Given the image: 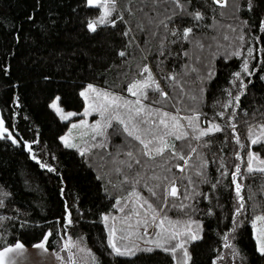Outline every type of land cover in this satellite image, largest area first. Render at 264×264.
<instances>
[{
  "label": "trees",
  "instance_id": "1",
  "mask_svg": "<svg viewBox=\"0 0 264 264\" xmlns=\"http://www.w3.org/2000/svg\"><path fill=\"white\" fill-rule=\"evenodd\" d=\"M179 3L183 8L173 0L156 5L151 0H117L109 17L115 24L89 32L87 22L99 18L101 7H88L86 0H0V115L18 138L15 144L0 138V248L16 241L32 245L47 235V247L57 252L80 238L95 253L97 264H178L181 251L176 259L159 248L135 256L112 254L102 216L114 213L117 201L133 191L132 184L122 183L125 175L113 171L114 159H127L116 153L128 151L129 138L114 121L107 130L108 147L91 148L82 156L85 141L98 144L105 138L92 141L91 134L83 148L66 147L60 136L68 121L50 107L51 99L59 96L65 109H82L79 93L88 84L128 93L130 84L146 79L142 69L147 66L169 99L154 103L161 101L160 95L146 89L143 103L175 116L168 123L171 128L178 122L180 127L171 128L177 134L188 132L184 140L166 138L188 165L169 161L172 170L167 175L169 182L175 177L178 195L169 196L167 204L163 189H157L159 199L142 185L136 190L163 207L170 220L181 222L180 230L184 222L200 221L201 238L186 245L189 264H264L251 225L255 215L264 214V173L245 168L250 147L264 155V140L251 144L264 132V0ZM196 13L202 18L195 19ZM186 28H192L188 40L183 39ZM245 60L251 74L241 71ZM236 72L241 73L239 79ZM197 114L194 126L207 130L215 124L221 131L196 140L199 131H193L185 117ZM191 148L197 151L190 154ZM236 165L242 173L236 179L245 210L234 218L238 201L231 173ZM123 172L128 174L127 169ZM167 186L171 191L172 185ZM226 235L238 253L235 258L226 254Z\"/></svg>",
  "mask_w": 264,
  "mask_h": 264
},
{
  "label": "snow or ice",
  "instance_id": "2",
  "mask_svg": "<svg viewBox=\"0 0 264 264\" xmlns=\"http://www.w3.org/2000/svg\"><path fill=\"white\" fill-rule=\"evenodd\" d=\"M153 5H156L162 0H151ZM177 7L183 8V5L179 3V0H173ZM217 3L223 4L225 0H215ZM117 0H86V6L88 7H102L103 12L101 16L96 20H89L87 22V29L89 32H95L99 25H104L108 23L115 24L114 20H109L112 12L116 10ZM250 6V5H249ZM202 18V14L196 13L195 19L199 20ZM151 22V21H149ZM261 26L264 27V21L261 22ZM192 28H186L183 32V39L188 40ZM127 35V33H125ZM173 35H177L176 32H173ZM227 39V37H225ZM240 40H243L244 37L241 35ZM202 47V45H201ZM249 51V56L251 55V49ZM120 56H124L125 52L121 51ZM232 55H239L238 52L232 53ZM241 71L251 74L248 69V61L245 60L241 66ZM142 73H147V77L143 81H136L133 84L129 85V93L136 97L134 101L128 100L124 97H120L109 93L105 90L97 89L95 86L89 84L87 88L79 93L81 97H84L86 107L83 112L84 116H88L91 112H99L102 117L101 121H97L92 125H88L86 121L82 120L79 124H72L69 133L60 139L64 141V144L68 148H76L78 145L72 143V130L77 128H90L91 129V140L95 141L97 137H104L105 139L100 143H89L85 141V146L81 150L80 154L82 156L86 155L91 148H107V130L113 126V121L118 125L117 130L122 131L126 137L129 138L127 147L128 151L122 152L118 151L116 156L123 154L127 157L126 160H113V164L117 165L113 171L118 174H124L125 180L122 183L132 184L133 191L129 193V197H135V200L129 201L128 198H123L122 200L117 201V205L123 203V207L119 208L120 212H125V209H128L126 215L122 218L123 222H128L132 217H136L135 224L127 223V227H122L119 229L123 235L117 237L116 233L118 231L115 223L110 227L107 222L109 219L115 221L117 217L109 216L107 214L102 216V220L105 222L106 227H109V239L108 244L112 250V254L115 256H135L140 252L151 253L155 249L159 248L165 252H169L173 255V258L176 259L178 251L182 252V259L178 261V264H189L191 261V255L186 247L187 244L194 242L201 237L197 234L199 227L197 225L196 231H193L192 225L196 224L195 221L184 222L183 230L181 229V222H173L169 219L167 215H164L163 207L155 205L150 199L144 198L140 192L136 190V185H142L150 194L151 197L159 199L157 189H163L164 197L163 203H168V197H176L178 195V189L175 185V177L169 182V177L167 173L171 172V167L169 166V161L171 159H179L184 161V166L188 165V159L185 158L179 151L176 150L175 144H169L167 142V137L175 136L176 140H184L188 137V132L184 131L181 134H177L171 128L180 127V125H170L168 120H176L175 116H171L170 113L162 111L160 108H153L151 106L145 105L144 100L147 99L146 89H150L153 92H157L161 101H155L154 103L167 102L169 99L168 93L162 91L159 87V84L156 82L150 69L145 66L142 69ZM241 73L236 72L234 76L239 79ZM169 79L175 80V77H169ZM264 79V78H262ZM155 85L154 87H152ZM241 87H245L241 83ZM135 89V90H134ZM193 99H195L193 97ZM234 99L239 102L240 96L234 97ZM60 97L57 96L50 107L54 109L62 120H67L69 117L76 115V113L69 112L65 114L63 109L58 105ZM227 107V106H225ZM121 109L124 110L123 114ZM219 115H223L220 113ZM188 120L190 127H193V131H199V135H196L194 138L200 140L201 137L209 136L213 132L221 131L219 125L212 124L207 130L199 129L198 125L194 126V122L199 119V115H193L190 117H185ZM231 119V117L229 118ZM233 131L235 132V125H231ZM261 128L264 129V125H261ZM87 133H85L86 135ZM249 136H252V129H249ZM0 138L11 139L12 143H17V141L11 136L8 129L4 126V121L0 120ZM261 140H264V132L257 138L251 139V144L256 145L261 143ZM136 141L139 144V147L132 143ZM236 142L239 144V137H236ZM26 147L30 146L26 145ZM171 150L170 155L168 150ZM196 148L190 149V154L195 153ZM237 159L240 158L239 153L236 154ZM35 159V157H33ZM258 161L260 165H264V160H259L258 156L251 151L248 153V167L247 171L252 173L253 171H258L264 173V166L253 168V162ZM138 167L140 170L136 171L135 167ZM41 167L45 165L41 164ZM180 168L181 171H184V167L176 165ZM203 167V166H202ZM223 167V165H222ZM124 169L128 170V174L123 172ZM154 169H161L162 173L157 174ZM54 171V169H49ZM135 171L134 176H130L131 172ZM152 174L149 175L148 173ZM224 173H222L223 175ZM232 182L235 184V190L237 195L238 206L235 208L234 218L239 216L245 210V198L240 195L241 184L237 182V176H242L240 165H236L235 171L231 173ZM103 177L98 176L97 179H102ZM168 183L172 185L171 191L168 189ZM215 187V185H213ZM187 199V197H185ZM138 201H142L139 204ZM113 207H116L114 205ZM181 209L188 207L187 205H180ZM141 210H143V216H141ZM68 223H71L70 214L69 217H66ZM239 221H237L236 226H238ZM154 226L155 232L152 233L149 231V227ZM167 225V226H166ZM252 227L256 234L258 251L264 255V214L256 215L252 220ZM119 239L120 241H125L126 243H121L118 245L115 241ZM143 240L145 245H153V247H141L137 244L136 240ZM229 237L225 236V247L231 248L232 245L227 243ZM48 237H44V241H47ZM42 241L34 245L37 249H44L45 242ZM66 248H69V244H65ZM23 249L24 245L20 242H17L14 247H4L0 250V264H18L19 260L23 258ZM233 255H238L235 251ZM59 260L60 257L57 256ZM69 260L72 259L71 255L68 257ZM95 258L93 257V260Z\"/></svg>",
  "mask_w": 264,
  "mask_h": 264
},
{
  "label": "rangeland",
  "instance_id": "3",
  "mask_svg": "<svg viewBox=\"0 0 264 264\" xmlns=\"http://www.w3.org/2000/svg\"><path fill=\"white\" fill-rule=\"evenodd\" d=\"M102 12H103V8L101 7V11H100L99 17L101 16ZM88 85H86L84 88H82L81 91L85 90ZM91 85L95 86L97 89L105 90V91H107L109 93H112V94L120 96V97H124V98H126L128 100L134 101L136 99V97L132 96L129 93V91H128V93H115V92H112L110 90L102 89V88H100V87H98V86H96L94 84H91ZM56 97L57 96H55L54 98L51 99L50 104L52 103V101ZM83 100H84V105H83V108L80 109V110L65 109L63 107V105L60 103V101L58 102L59 107L61 109H63V112L65 114H67L69 112L76 113V115H73V116L69 117V119H67L68 126H67L66 130L61 134L60 138L69 133V130L71 129L72 124H74V123L75 124H79L80 121L84 120V121L87 122L88 125H92V124L96 123L97 121H101L102 120V117L99 114V112H91L88 116H84L83 115V112H84L85 107H86V103H85L84 97H83ZM120 111L123 114L124 110L121 109ZM0 120H3L1 115H0ZM4 126L8 129L9 133H11V136L16 141H18L17 136L5 124H4ZM85 133H87V134L85 135ZM91 134L92 133H91V129L90 128L85 129V128L81 127V128L73 129L72 130L73 139H72L71 142L76 144V145H78L77 148H83L82 144L85 141V138L87 136H90ZM257 137H259V135H256L254 138H257ZM62 143L64 144V141H62ZM249 151H251L252 153L256 154L258 156L259 160H264V155L258 153L256 150L253 149V147H250ZM249 151H248V153H249ZM248 153H247L246 158H245V168L246 169L248 167V163H247V161H248ZM262 166H264V165H260L258 161H254L253 162V168L254 169L258 168V167H262ZM127 198H128L129 201H132V200L136 199L135 197H129V196ZM140 202H142V201H138L137 203L139 204ZM120 207H123V206L119 205L117 207V210L114 213L107 214L110 217L111 216L117 217V220L113 221V220L109 219V221L107 222L109 227L112 224L115 223V225H116V227L118 229V231L116 233L117 237H119V236L124 234L121 231H119V229H121L122 227H127V223L135 224V220H136V218L133 219V217H132V219L130 221L123 222L122 218L126 215V213L120 212L119 211ZM258 215H261V214H258ZM254 217L251 219V225H252V220L254 219ZM194 221L196 222V224H193L192 228H193V231H196L197 225L199 227V226H201V224H200V221L198 219H195ZM153 230H155L154 226L150 225L149 231L154 233L155 231L153 232ZM252 232H253V236H254V239H255V242H256V247L258 249L256 234H255V232L253 230V227H252ZM45 236H47V235H45ZM44 237L41 240H39L38 242H36V243H34L32 245H24L22 243L24 245L23 258L19 260L18 264H97L95 253L80 238L71 239V243L69 244L71 248H66L64 246L61 251L57 252V251L47 247V245H46L47 241H44ZM42 241L45 242V248L47 249V251H45L44 249H37V248L34 247V245H36V244H38V243H40ZM17 242H20V241H16L15 243L6 245L4 247H14ZM115 242L118 245H120L121 243H126L125 241H120L119 239H117ZM135 242L137 244H139L140 246L145 244L143 240H138L137 239ZM4 247L0 248V250H2ZM233 249H234L233 247H232V249L230 248V251H228L226 254H230L232 256V258H235L236 255L235 256L233 255V252L235 250H233ZM70 255L72 257L71 260L68 259V257ZM57 256L60 257L59 260L57 259ZM93 257L95 258L94 260H93Z\"/></svg>",
  "mask_w": 264,
  "mask_h": 264
}]
</instances>
